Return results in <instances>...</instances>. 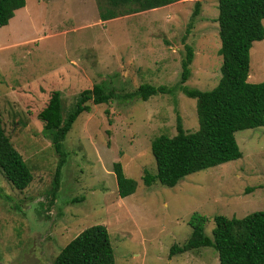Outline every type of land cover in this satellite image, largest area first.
Here are the masks:
<instances>
[{
	"label": "rangeland",
	"instance_id": "rangeland-1",
	"mask_svg": "<svg viewBox=\"0 0 264 264\" xmlns=\"http://www.w3.org/2000/svg\"><path fill=\"white\" fill-rule=\"evenodd\" d=\"M202 10L192 22L195 3ZM96 0H26L0 29V112L6 135L33 174L19 191L0 170V264L22 262L30 252L54 261L73 239L94 225L109 231L116 264H220L211 248L170 256L191 236L189 222L244 218L264 211V127L236 134L242 158L187 176L174 188L146 187L155 174L153 141L199 130L197 102L179 88L185 44L195 58L189 89L210 91L221 79L218 0H183L108 22ZM193 23L190 34L189 25ZM264 82V40L251 50L250 77ZM104 84L117 97L94 105L75 122L64 142L66 164L59 190L54 179L60 156L44 132L40 112L61 92L65 117L81 92ZM174 88L147 102L122 98L141 85ZM138 183L121 198L113 166ZM77 200V202H75Z\"/></svg>",
	"mask_w": 264,
	"mask_h": 264
},
{
	"label": "trees",
	"instance_id": "trees-1",
	"mask_svg": "<svg viewBox=\"0 0 264 264\" xmlns=\"http://www.w3.org/2000/svg\"><path fill=\"white\" fill-rule=\"evenodd\" d=\"M99 18L103 22L131 16L183 0H96ZM219 54L223 63L219 84L210 91L189 89L185 84L191 77V65L195 53L185 44L182 60L180 90L197 102L200 128L187 132L178 118L177 135H162L151 146L156 162V173L148 171L143 176L146 187L156 183L174 188L182 179L200 171L236 161L242 158L236 134L264 127V82H249L251 50L254 43L264 40V0H218ZM26 7V0H0V29L10 24L17 11ZM202 3H195L192 22L199 16ZM188 27L187 34L193 28ZM174 88L141 85L123 99L147 102L157 95L171 94ZM117 94L104 84L81 92L73 109L65 117L62 95L54 91L48 105L40 112L44 132L49 135L53 148L60 156L54 179V194L59 190L62 169L66 164L64 142L75 122L83 113H89L94 105L108 104ZM0 170L14 188L24 191L33 181V174L22 155L6 135L0 112ZM113 171L118 194L127 198L136 193L138 183L126 177L122 164L115 163ZM77 202V200L75 201ZM216 226L212 237L205 233L209 218L196 213L189 225L192 233L183 245H173L170 256L211 248L219 256L220 264H264V211L244 218H214ZM54 264H116L114 248L106 226L87 228L65 246Z\"/></svg>",
	"mask_w": 264,
	"mask_h": 264
},
{
	"label": "water",
	"instance_id": "water-1",
	"mask_svg": "<svg viewBox=\"0 0 264 264\" xmlns=\"http://www.w3.org/2000/svg\"><path fill=\"white\" fill-rule=\"evenodd\" d=\"M40 261L33 257L26 256L25 260L23 262H14L12 264H38Z\"/></svg>",
	"mask_w": 264,
	"mask_h": 264
},
{
	"label": "flooded vegetation",
	"instance_id": "flooded-vegetation-1",
	"mask_svg": "<svg viewBox=\"0 0 264 264\" xmlns=\"http://www.w3.org/2000/svg\"><path fill=\"white\" fill-rule=\"evenodd\" d=\"M30 254H31V257H33V256H34V254H32V252H30ZM29 257H30V256H29ZM31 257H30V258H31ZM24 260H25V259H23V261H24ZM23 261H22V262H23Z\"/></svg>",
	"mask_w": 264,
	"mask_h": 264
}]
</instances>
